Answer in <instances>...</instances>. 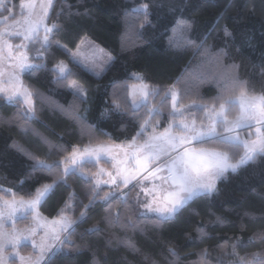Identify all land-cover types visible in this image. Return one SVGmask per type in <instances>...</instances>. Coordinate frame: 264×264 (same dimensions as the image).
<instances>
[{
	"label": "snow or ice",
	"instance_id": "1",
	"mask_svg": "<svg viewBox=\"0 0 264 264\" xmlns=\"http://www.w3.org/2000/svg\"><path fill=\"white\" fill-rule=\"evenodd\" d=\"M235 2L227 0L216 17L217 24L225 19ZM9 3L10 0H0V23L5 25L0 29V100L15 107L17 113L7 118L0 115V123H16L24 133L31 130L39 136L47 152L42 157L15 140L9 146L23 153L32 163L29 170L15 181H6L17 191L0 183V264H17V261L19 264H54L58 255H83L85 252L90 254L86 264H107L108 249L113 241L123 244L133 254H141L144 260L151 257V264H161L162 260L164 264H177L181 257L180 246L172 242L167 243L166 249L174 259L168 260L163 254L157 259L151 253L142 252L128 236L111 233L103 246L86 237L105 233L117 224L145 233L147 226L141 227L132 218L133 207L139 218L159 229L165 223L176 222L181 212L196 200L218 196L222 191L218 184L227 181L229 174L264 164V82L257 89L255 84L241 76L240 63H224L225 58L231 56L229 41L235 40V29L227 23L220 26L219 31L225 38L223 47L208 43L209 35L216 31L215 26L199 38V42L187 37L194 31L195 20L183 17L187 6L185 0V4L179 6L181 15L174 31L179 30L186 37L183 47L193 49L201 63L180 88L176 84L151 85L143 74L135 72L130 74L134 83L125 82L122 88L113 85L111 109L105 108L100 115L107 118L111 112L130 116L134 131V134L127 133L122 125L121 132L126 138L117 143L104 130L101 132L109 137L108 140L96 135V126L88 123V109L80 108L81 104L88 102V89L73 79L75 69L79 68L92 71L99 77L114 58L108 56L97 64L95 59L85 55L82 49L84 39L76 45L75 51L55 39L58 33L66 31L65 25L50 16L55 0H21L20 19L13 16L15 5L9 7ZM67 7L71 8L70 5ZM4 12L9 15L3 16ZM132 14L142 17L141 28L151 23L149 3L141 2L126 12V16ZM250 14H254V8L243 6L237 15L231 17L233 24ZM55 15L58 17L60 13ZM10 19L11 24L8 23ZM14 37H22L21 42L13 44ZM30 46L35 49L31 57ZM53 47L67 54L70 63L57 59L49 67L48 55L52 54ZM88 47L96 50L91 42ZM41 71L53 73V83L70 90L74 104L65 109L23 78L24 75L34 77ZM261 76H264V69ZM208 83L215 84L216 95L205 100L201 89ZM157 98L159 103L155 102ZM45 104L62 113L70 112V118L80 127L81 139L86 137L87 143L70 145L69 152V146L56 144L32 128L31 121L39 119V112ZM54 152L57 158L50 159ZM101 161L109 163L111 169L102 166ZM86 165L95 166L96 171H87ZM76 174L86 185L82 189L83 196L68 183V177ZM41 175L50 176L51 182H42ZM60 184L72 188V191L67 193L66 199L61 197L62 205L58 201L59 206H54L55 215L45 216L41 208L48 204ZM105 186L110 190L101 195ZM260 195L264 196V192ZM84 199H87L86 204ZM114 199L122 205L120 210L113 207ZM74 202H79L82 209L76 218L68 215L76 211ZM98 202L108 204L101 218L105 227H101L100 222L94 223L78 233L79 240L73 239L78 221L84 222ZM190 214L199 216L200 212L191 208ZM207 214L214 216L215 220L196 226L195 232L201 242L203 238H212L205 231L208 224L225 223L224 218L211 209ZM244 215L256 216L253 212ZM18 220L29 223L18 227ZM239 227L243 231L245 225L241 223ZM185 237L191 239L189 233H185ZM257 241L264 244V229H257L247 243ZM25 242H30L32 247L28 255L20 252ZM215 247L219 249L218 264H264V248L241 253L239 249L246 244L239 237L231 244L226 239ZM195 254L199 259L194 264H211L206 259L209 248Z\"/></svg>",
	"mask_w": 264,
	"mask_h": 264
},
{
	"label": "trees",
	"instance_id": "2",
	"mask_svg": "<svg viewBox=\"0 0 264 264\" xmlns=\"http://www.w3.org/2000/svg\"><path fill=\"white\" fill-rule=\"evenodd\" d=\"M141 2L149 3L152 13L149 17L151 23L145 24L143 28L139 27L142 17L137 14L126 16L129 9ZM20 3L21 0H10L9 3V7L15 5L12 13L16 19L21 17ZM226 3L227 0H187L183 17L195 20L194 31L187 34V37L199 42V38L215 26L216 31L211 32L208 43L223 47L225 38L219 31L220 26L227 23L234 28L235 40L229 41L231 56L225 58L224 63L231 64L233 61L240 63L241 76L255 84L258 89L264 82V76H261V70L264 69V58H262L264 54V0H236L233 7L228 10L225 19L217 24L216 17L224 9ZM184 4L185 0H55V8L50 12V16L52 20L66 26V31L58 33L55 39L75 50L81 39L87 37L106 49L114 58L100 77L94 76L84 68L75 69L76 74L73 77L88 89V102L81 104L80 108L81 110L88 109V123L96 126L95 132L100 139H109L102 134L101 130H104L110 133L111 139L117 143L124 140L126 136L121 132L122 125L127 133L134 134L130 116H121L111 112L107 118L100 115L105 108L111 109L113 85L122 88L125 82L134 83L135 81L130 80V74L135 72L143 74L151 85L163 87L176 84L180 88L183 87L184 81L189 80L197 71V65L201 63L199 55L194 53L193 49L184 48L186 37L182 36L179 30L174 31L176 20L181 15L179 6ZM245 5L254 8V14L233 24L231 17L237 15L238 10ZM61 9H63L62 12ZM56 12L60 13L58 17L55 15ZM8 15L7 12L3 13V16ZM2 28L3 24H0V29ZM250 44L252 47H249ZM34 52L35 49L30 46V57L34 55ZM51 52L52 54L48 55L49 67L57 59L70 63L69 57L63 51L53 47ZM35 62L39 63V61ZM23 78L33 88L42 92L45 97L63 105L65 109L74 104L71 91L53 83V73L41 71L34 77L24 75ZM178 78H181L179 83H177ZM201 93L205 100L215 96V84H205ZM155 102L159 103V98ZM15 113H17L15 107L0 100V115L7 118ZM70 115V112L62 113L45 104L39 112V119L31 121V127L54 143L69 146L68 151L70 152V145L87 143L86 137L81 139L80 127L70 118ZM14 140L42 157L47 152L39 136L31 130L24 133L20 131L16 123H0V181L4 183L15 181L20 174L29 170L32 163L23 153L9 147ZM51 179L47 175L40 176V180L45 183H50ZM79 183L80 181L77 180L75 185ZM35 186L38 187L39 184ZM218 186L222 189L218 196L196 200L181 212L176 222L165 223L159 229L154 228L149 221L139 218L133 207L132 218L141 227L147 226L145 233L134 231L127 226L122 228L117 224L108 228L105 233L86 237V239L97 241L103 246L111 233L120 237L128 236L136 242L142 252L151 253L157 259H160V254H163L168 260L174 259L166 249L167 243L172 242L180 246L181 257L177 264H194L199 259L195 253L205 247L210 251L206 259L211 264H218L219 249L215 245L223 244L226 239L231 244L236 237L246 244V247L239 249L241 253L264 248V244L259 241L247 243L249 237L257 229H264V196L260 195L264 192V164L249 166L241 169L237 174H229L228 180L221 181ZM13 191L17 189L13 187ZM65 192V185H58L48 201L50 211L53 212L56 198ZM103 193L102 191L101 195ZM112 205L117 210L122 208L119 201L115 199ZM107 207L108 204L98 202L90 210L84 222L78 221L77 234H74L73 239L79 240L78 233L94 223L100 222L101 227H105L101 218ZM191 208H197L200 215H191ZM209 209L223 217L225 223L208 224L205 231L212 238H203L201 242L195 228L202 226L207 220H215L214 216L207 214ZM245 212H253L256 216L255 218L245 216ZM25 223V221H17V224L24 225ZM241 223L245 225L243 231L239 227ZM185 233L191 235L190 240L185 237ZM55 259L57 260L54 264H86L90 260V254L85 252L83 255H58ZM129 262L131 264H151V257L144 260L141 254H133L123 244L113 241L108 249L107 264H129ZM161 264H164L163 260Z\"/></svg>",
	"mask_w": 264,
	"mask_h": 264
},
{
	"label": "rangeland",
	"instance_id": "3",
	"mask_svg": "<svg viewBox=\"0 0 264 264\" xmlns=\"http://www.w3.org/2000/svg\"><path fill=\"white\" fill-rule=\"evenodd\" d=\"M8 23L11 24L12 23V20H9ZM0 24H3V23H0ZM4 27H5V25L3 24V28ZM21 40H22V37H14V38H12L13 44H18V43L21 42ZM84 40H85V44L82 46V49H83L85 55L88 56L90 59H95L97 64L101 63L103 60H106L108 56L113 57L111 53H109L106 49H104L103 47H101L100 45H98L97 43H95L94 41H92L91 39H89V38L86 37V38H84ZM88 42H91V44L95 46V49H96L95 51H93L92 49H90L88 47ZM75 50H73V51H75ZM85 70H87V69H85ZM87 71L94 75V73L92 71H89V70H87ZM97 71H98V69H97ZM94 76H96V75H94ZM56 158H57L56 154H53L51 159H56ZM101 165L104 166L105 168L111 169V165L109 163L105 162V161H101ZM85 169L87 171H91V172H95L96 171V167L93 166V165H86L85 166ZM77 180H79L80 183L78 185H75L76 182H77ZM0 183H4V182L3 181H0ZM68 183L72 185V188H74L77 191V193H79L81 196H83L82 189L86 185H85V182L80 178V176L78 174H76V175H70L68 177ZM4 187H13V186L10 183H4ZM65 188H66V192L56 198V200L54 202L55 206L62 205L63 199H61V197L63 196V198L66 199L67 198V193L70 192V191H72V188H67L66 186H65ZM107 189L110 190V188L108 186H105L103 188V192H105ZM58 201H59V205L57 203ZM83 202L86 204L87 203V199H84ZM74 203L76 204V211L69 212L68 215L72 216L73 218H76V217L79 216V212L82 209H81V206H80L79 202H74ZM49 208H50L49 207V204H47L46 206H44V207L41 208V212H43L45 216L55 215V211L52 212V211H50ZM25 222L26 223H29V221H25ZM17 226L18 227H23L24 225L23 224H17ZM20 252H21L22 255H28L29 253H31L32 252V247L30 245V242H25L21 246ZM6 258H7V255H6ZM12 258L14 259V257H12ZM56 260L57 259L54 258V263L56 262ZM17 264H19L18 261H17Z\"/></svg>",
	"mask_w": 264,
	"mask_h": 264
}]
</instances>
